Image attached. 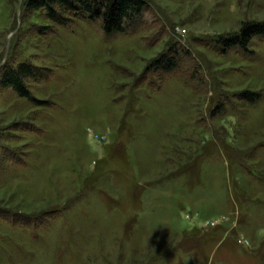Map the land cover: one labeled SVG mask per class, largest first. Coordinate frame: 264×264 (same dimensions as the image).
<instances>
[{
    "label": "rangeland",
    "instance_id": "obj_1",
    "mask_svg": "<svg viewBox=\"0 0 264 264\" xmlns=\"http://www.w3.org/2000/svg\"><path fill=\"white\" fill-rule=\"evenodd\" d=\"M22 1L0 0V75L44 79L0 86V264H264V36L212 42L264 0H142L112 33Z\"/></svg>",
    "mask_w": 264,
    "mask_h": 264
},
{
    "label": "trees",
    "instance_id": "obj_2",
    "mask_svg": "<svg viewBox=\"0 0 264 264\" xmlns=\"http://www.w3.org/2000/svg\"><path fill=\"white\" fill-rule=\"evenodd\" d=\"M143 5L142 0H24L21 3L23 10L42 9L45 18L55 26L67 25L74 18L98 19L104 33L122 31L124 22L138 14ZM42 28L49 29L48 26ZM254 36H264V19L246 20L237 31L217 34L212 42L223 50L234 46L244 48ZM178 61V49L168 47L146 65L144 72H170L177 67ZM43 79L39 69L20 62L14 67H4L0 86L9 88L19 98L31 101L26 82ZM238 95L247 103L257 100L255 93L241 92Z\"/></svg>",
    "mask_w": 264,
    "mask_h": 264
}]
</instances>
